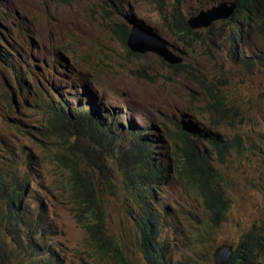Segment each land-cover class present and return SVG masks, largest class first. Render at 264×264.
<instances>
[{
	"label": "rangeland",
	"instance_id": "1",
	"mask_svg": "<svg viewBox=\"0 0 264 264\" xmlns=\"http://www.w3.org/2000/svg\"><path fill=\"white\" fill-rule=\"evenodd\" d=\"M0 4V160L28 172L22 150L35 157L31 188L57 225L55 240L66 264L100 263L86 254V234L76 218L69 173L48 155L56 140L46 126L55 120L51 107L61 98L95 101L100 110L103 105L134 124L133 132L158 137L153 145L155 161L171 169L181 157L173 152L166 128L177 131L179 123L199 130L194 138L204 154L212 151L209 155L223 178L230 208L216 233L208 235L209 229L196 240L195 235L205 231L199 228H205L206 210L194 189L179 176L170 177L152 205L164 227L158 240L172 264H214L213 254L221 245L236 247L253 230L264 236V10L256 22L244 27V43H237L238 58L252 62L248 66L232 56L230 19L185 36L164 26L174 24L179 12L188 20L210 9L212 0H1ZM133 29L141 44L165 48L182 62L171 65L156 53L133 52L123 41L125 31ZM216 99L233 111L223 117L210 113L208 105ZM124 126L125 132L130 129L127 123ZM211 134L238 140L241 151L233 150L221 160L212 150ZM70 143H76L73 153L68 152L81 170L104 175L98 165L112 164L105 152L86 141ZM115 183L114 191L102 192L109 233L122 243L132 264H146L130 215L135 197L120 180ZM254 264H264V254Z\"/></svg>",
	"mask_w": 264,
	"mask_h": 264
},
{
	"label": "trees",
	"instance_id": "2",
	"mask_svg": "<svg viewBox=\"0 0 264 264\" xmlns=\"http://www.w3.org/2000/svg\"><path fill=\"white\" fill-rule=\"evenodd\" d=\"M223 1L227 0H212V4ZM236 1L239 3V10L229 20L234 27L232 56L235 60L252 66V62L238 58L237 43L240 40L244 43V27L251 26L255 16L261 15L264 0ZM131 22L137 26L136 22ZM164 26L175 27L172 32L176 30L180 36L196 34L180 12L174 15V24L168 22ZM129 34L126 30L123 37L126 44ZM5 60L10 62L7 57ZM52 91L56 92V89ZM27 92H30L29 88ZM216 100L215 104L208 105L210 113L215 112L223 117L225 112L233 111L223 100ZM100 106L101 104L91 100L74 103L61 98L51 107L55 120L46 126V131L51 132L56 140L53 142L54 146L48 148L49 159L69 173L66 177L76 201L77 221L86 234L88 259H96L100 264H132L122 243L109 233L103 204L102 192L114 191L117 186L115 182L120 180L135 197L130 215L137 228L136 246L146 264H172L170 254L158 240L159 229L164 227L152 200L157 198V192L165 184H169L170 177L179 176L197 192L206 210L203 221L205 228H199L205 231L197 233L196 240L205 236L209 229L208 235L216 233L225 220L230 202L222 188L221 173L209 155L212 151L208 150L209 153L204 154L199 149L194 138L200 133L198 129L177 123V131L166 128V133L173 152L181 158L176 159L175 168L166 167L160 161H155L153 145L159 140L158 137L133 132L134 124L120 119L103 105L100 110ZM124 123L130 126L126 132ZM211 137L214 138L212 150L218 152L223 161L231 151H241L238 140L231 142L214 134ZM72 139L84 140L108 155L112 164L102 162L98 165L104 175H94L95 171L89 168L80 169L81 166L68 152L70 150L73 153L76 146V143H70ZM8 150L4 148L3 152L7 153ZM22 151L26 155L27 168L29 165L28 172L21 171L18 164H6L0 160V262L8 260L14 264H66V258L55 240L58 235L57 225L51 219L44 201L36 198L31 188L35 157ZM34 201L37 202L36 207H33ZM263 254L264 236L253 230L245 234L237 244L228 264H254Z\"/></svg>",
	"mask_w": 264,
	"mask_h": 264
},
{
	"label": "water",
	"instance_id": "3",
	"mask_svg": "<svg viewBox=\"0 0 264 264\" xmlns=\"http://www.w3.org/2000/svg\"><path fill=\"white\" fill-rule=\"evenodd\" d=\"M238 9L237 2H221L208 10H202L198 15L190 17L187 22L192 30H198L209 27L213 22L232 17ZM128 46L135 53L144 54L153 52L161 56L166 62L171 65H178L182 60L174 56L165 48L156 45L144 46L139 42L137 32H131L128 39ZM235 251V245L224 244L218 247L213 254L214 264H228Z\"/></svg>",
	"mask_w": 264,
	"mask_h": 264
},
{
	"label": "clouds",
	"instance_id": "4",
	"mask_svg": "<svg viewBox=\"0 0 264 264\" xmlns=\"http://www.w3.org/2000/svg\"><path fill=\"white\" fill-rule=\"evenodd\" d=\"M223 2H228V3H229V2H237V1H236V0H231V1H230V0H227V1H223ZM220 3H221V2H220ZM237 3H238V2H237ZM217 4H219V3H217ZM217 4H215V5H217ZM215 5H214V6H215ZM212 7H213V6H212ZM212 7H211V8H212ZM238 10H239V3H238V9L236 10V12H235V14H234L233 16L236 15V13L238 12ZM200 12H201V11H200ZM233 16H232V17H233ZM232 17H230L229 19H231ZM258 18H259V16L257 17V15H256L255 18L253 19L252 23L256 22ZM252 23H251V25H252Z\"/></svg>",
	"mask_w": 264,
	"mask_h": 264
},
{
	"label": "bare ground",
	"instance_id": "5",
	"mask_svg": "<svg viewBox=\"0 0 264 264\" xmlns=\"http://www.w3.org/2000/svg\"><path fill=\"white\" fill-rule=\"evenodd\" d=\"M199 6H200V5H199ZM244 16H245V15H244ZM253 26H254V25H253ZM253 26H252V27H253ZM240 29H241V28H240ZM133 30L135 31V29H133ZM237 33H238V32H237ZM130 34H131V32H130ZM130 34H129V36H130ZM128 39H129V38H128ZM241 42H242V41H241ZM127 44H128V42H127ZM129 48H130V47H129ZM13 63H14V62H13ZM12 65H13V64H12ZM23 88L26 89V88H25V85H24ZM27 90H28V89H27Z\"/></svg>",
	"mask_w": 264,
	"mask_h": 264
}]
</instances>
